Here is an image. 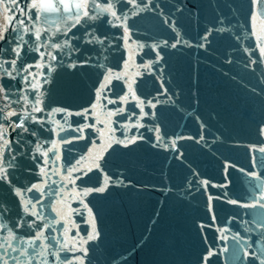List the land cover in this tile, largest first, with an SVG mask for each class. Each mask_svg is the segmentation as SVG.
I'll return each instance as SVG.
<instances>
[{
	"label": "water",
	"instance_id": "1",
	"mask_svg": "<svg viewBox=\"0 0 264 264\" xmlns=\"http://www.w3.org/2000/svg\"><path fill=\"white\" fill-rule=\"evenodd\" d=\"M0 34V264L264 262V3L0 0Z\"/></svg>",
	"mask_w": 264,
	"mask_h": 264
},
{
	"label": "snow or ice",
	"instance_id": "2",
	"mask_svg": "<svg viewBox=\"0 0 264 264\" xmlns=\"http://www.w3.org/2000/svg\"><path fill=\"white\" fill-rule=\"evenodd\" d=\"M255 3L257 4V6H259L261 3H264V0H255ZM97 7H100V5H97ZM31 9H34L37 13L36 15V19H39L40 18V15L43 14V13H59L61 12V10L63 9V11L65 12H72V6L69 5V4H63L62 6H57L56 4H53L51 2L47 3V4H44V5H41V4H37V3H33L32 6H31ZM31 9H21V12H24V11H28L29 12V18H31L32 16V10ZM75 9H76V14H75V22L76 23H79L80 19L82 18V16L84 17H88L89 16V13L87 12V5H81V4H76L75 5ZM101 11L103 12H108L110 13L114 18L116 19H119V17L117 16V13L116 11L113 10V6L109 3L107 7H104L101 9ZM82 13V15H81ZM89 18L91 19H97V16L93 15V16H90ZM21 24H23V21H20ZM74 26V25H73ZM21 39H23V36L20 37ZM4 39V36L3 34H0V40ZM36 39L39 40L40 39V33L39 31H37L36 33ZM206 39V37H205ZM175 46V45H173ZM261 51V54L264 55V48H261L260 49ZM16 54L17 56H19V50L16 51ZM54 59V57H53ZM12 64L14 65L15 64V60L12 61ZM75 65H73L74 67ZM7 72V70H6ZM7 74L9 76H11V72H7ZM111 75V74H109ZM119 78V77H117ZM27 82V81H25ZM35 90V89H34ZM0 93H5V89L3 88V86H0ZM130 93L134 95V93L131 92V89H130ZM0 98H3L5 100H7L9 98V95L8 94H5L3 97H0ZM125 99H127V97H125ZM19 102V101H17ZM36 104H39L40 101L37 99L35 101ZM150 103V102H149ZM153 107L155 105H152ZM42 109H40L39 107H32V111H41ZM3 112V109H0V113ZM4 116L6 118H10L11 116L13 115H17L16 112H8V113H3ZM145 115H147V113H145ZM29 117L28 116H23L22 119H20L18 122L14 121L13 123L15 124L16 127H20V128H24V120L28 119ZM32 119H35V117H32ZM27 130V129H25ZM4 131H0V139H3L4 138ZM132 142H135L134 140ZM8 142L5 140V144H7ZM127 146V145H125ZM264 150V149H262ZM47 153H45L46 155ZM97 167H99V165L97 164ZM0 179H7V169H5L3 167V165H0ZM33 187H36V186H33ZM29 191H31L32 189H28ZM39 190V189H37ZM91 191V190H89ZM95 191H98V192H104L105 191V187H100V188H97L95 189ZM87 194V193H85ZM17 195H21V193L17 192ZM233 203H236L235 201H233ZM242 206H246V205H242ZM264 206V205H262ZM34 207V205H33ZM24 211L25 212H29V209L27 207V205L24 206ZM38 215V213H37ZM43 233L41 232L39 235H37L33 240H30L28 241V244L29 246L32 248V251L31 252H27L26 250H22L21 251V255H28V256H43L44 255V252L47 251V247L45 245H40L39 247H42L44 248V251H38L37 250V245H36V240H40L42 237H43ZM9 237L11 239H15L16 237L12 234V233H9ZM97 237V234L95 232V229L93 230V233L90 234L88 237H87V240L84 241V243H87L88 240H92V239H95ZM14 252L17 251V249L13 248L12 249ZM7 252V249L5 250ZM80 251L83 252V256H87V250L86 249H83L81 248ZM13 259H16L15 257H13ZM78 261H79V264H83V257H77L76 258ZM3 264H8V261L7 260H3ZM262 264H264V262H262Z\"/></svg>",
	"mask_w": 264,
	"mask_h": 264
}]
</instances>
